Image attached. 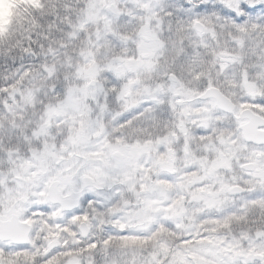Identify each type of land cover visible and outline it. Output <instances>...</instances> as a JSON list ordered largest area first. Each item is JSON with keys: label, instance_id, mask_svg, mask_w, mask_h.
Masks as SVG:
<instances>
[{"label": "clouds", "instance_id": "clouds-1", "mask_svg": "<svg viewBox=\"0 0 264 264\" xmlns=\"http://www.w3.org/2000/svg\"><path fill=\"white\" fill-rule=\"evenodd\" d=\"M0 264H264V0H0Z\"/></svg>", "mask_w": 264, "mask_h": 264}]
</instances>
